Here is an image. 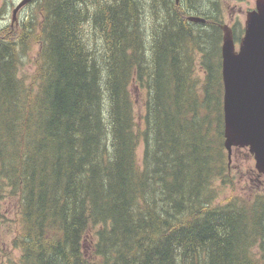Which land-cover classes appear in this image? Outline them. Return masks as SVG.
Returning a JSON list of instances; mask_svg holds the SVG:
<instances>
[{
	"label": "trees",
	"instance_id": "obj_1",
	"mask_svg": "<svg viewBox=\"0 0 264 264\" xmlns=\"http://www.w3.org/2000/svg\"><path fill=\"white\" fill-rule=\"evenodd\" d=\"M33 2L0 29V217L9 194L21 220L7 264H264V193L218 201L219 0Z\"/></svg>",
	"mask_w": 264,
	"mask_h": 264
},
{
	"label": "water",
	"instance_id": "obj_2",
	"mask_svg": "<svg viewBox=\"0 0 264 264\" xmlns=\"http://www.w3.org/2000/svg\"><path fill=\"white\" fill-rule=\"evenodd\" d=\"M31 0H22L18 10ZM195 22H206L189 15ZM222 76L224 82L225 146L231 157L233 147L248 148L255 167L264 176V0L246 15L244 34L236 46L232 28L222 25Z\"/></svg>",
	"mask_w": 264,
	"mask_h": 264
},
{
	"label": "rangeland",
	"instance_id": "obj_3",
	"mask_svg": "<svg viewBox=\"0 0 264 264\" xmlns=\"http://www.w3.org/2000/svg\"><path fill=\"white\" fill-rule=\"evenodd\" d=\"M22 0H0V29L12 30L18 28L23 20L28 18L31 12H39L37 3L30 2L24 5L12 18V11ZM256 0H219V6L222 13L223 24L229 25L232 29L238 22L244 27L247 12L255 7ZM189 16V15H188ZM238 47V42H237ZM38 46H34L22 58L20 65V76L27 82H30L35 70V60L38 52ZM146 92L140 91L136 95V113L137 116L144 114ZM140 121V118L138 119ZM142 121V120H141ZM140 125L143 123H141ZM143 144L139 147V156L142 155ZM231 175L228 183L217 181L219 191L218 201L227 198H238L250 202L256 194L264 193V184L258 180L260 178L255 170V160L246 152L235 148L231 156ZM253 169V170H252ZM2 216L0 217V264H7L9 260H18L21 251L18 248L15 239L19 235L21 220L18 211V198L5 194L1 202Z\"/></svg>",
	"mask_w": 264,
	"mask_h": 264
}]
</instances>
